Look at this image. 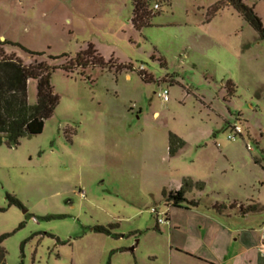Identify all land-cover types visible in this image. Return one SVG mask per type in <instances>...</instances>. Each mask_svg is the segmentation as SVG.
<instances>
[{"label":"rangeland","instance_id":"rangeland-1","mask_svg":"<svg viewBox=\"0 0 264 264\" xmlns=\"http://www.w3.org/2000/svg\"><path fill=\"white\" fill-rule=\"evenodd\" d=\"M150 1L158 11L136 30L131 0H0V41L18 45L2 46L7 56L62 65L92 50L100 61L52 72L59 102L40 134L12 147L0 138L6 264H205L185 254L200 224L244 230L257 243L264 209L231 218L235 225L207 211L218 203L233 216L234 201L264 207V43L231 6L213 14L219 0ZM244 3L264 25V0ZM27 88L33 105L34 83ZM226 123L243 138L227 140ZM170 133L185 141L175 158ZM186 173L208 177L189 211L162 195Z\"/></svg>","mask_w":264,"mask_h":264},{"label":"trees","instance_id":"trees-1","mask_svg":"<svg viewBox=\"0 0 264 264\" xmlns=\"http://www.w3.org/2000/svg\"><path fill=\"white\" fill-rule=\"evenodd\" d=\"M167 2L169 0H166ZM150 0H131L132 17L130 22L134 29L141 30L150 26L151 18L156 15L159 5L154 3L153 8L150 7ZM224 6H231L243 20L253 28L258 34L260 40L264 43V25L261 19L255 14L254 8L244 3V0H219L214 8L213 14L219 12ZM11 45L18 46L12 42L4 40L0 41V138H4L9 147L16 146L20 138L24 136L38 135L42 132L44 121L49 119L56 106L58 105V96L54 93L51 86V74L56 69L66 72L75 67L85 69L89 64L100 62L98 59H90L92 50L77 54L71 58L68 63L62 65L47 64L44 61H36L29 65H24L22 61L14 54L6 55L2 46ZM22 50L32 59L43 57L41 53L29 52ZM68 58L67 55L60 57H48L51 62ZM141 78L145 80L144 74L139 73ZM31 80L35 83V103L30 105L27 100V82ZM230 87V86H229ZM230 92H233L229 88ZM184 146V142L174 134L168 136V153L173 156L179 149ZM203 183H193L189 179H185L177 191H163L162 195L166 199V204L174 208L186 209L196 207L197 202L187 200L185 198L186 189L195 187L197 190L203 189ZM10 202L20 206V203L13 197H8ZM215 209L221 211L223 206H215ZM240 211L254 212L255 206H248L244 209L240 206ZM168 220V218H167ZM96 233L110 232L102 226L93 228ZM6 236H0V264L5 263L6 253L2 247V242Z\"/></svg>","mask_w":264,"mask_h":264},{"label":"crops","instance_id":"crops-1","mask_svg":"<svg viewBox=\"0 0 264 264\" xmlns=\"http://www.w3.org/2000/svg\"><path fill=\"white\" fill-rule=\"evenodd\" d=\"M3 40L1 42H3ZM26 65H29V64H26ZM29 82H31V80H29L27 82V87H28ZM34 85H35V83H34ZM27 100H28V88H27ZM226 124H229V123H226ZM242 136H243V134H242ZM178 138H180V137H178ZM180 139L184 142V146H185V141L182 138H180ZM184 146L181 149H179L173 155V158L179 156V154L183 150ZM224 154H227V152H225ZM221 155H222V153H221ZM170 157H172V156H170ZM212 172H214V170H212ZM205 178H208V177H201V175H197L195 173L181 174L179 176V179H178L179 181H177L178 182L177 185L171 191L179 190L181 185H182V182L185 179H189L193 183H203V185H204L203 189H204V187L206 186L205 180H207ZM202 190H200V191H202ZM200 191L197 190L198 194L193 195V197H192L193 199H191V201L197 202L198 205H199V198L202 197V193H203V192L201 193ZM185 198L187 200H189L187 197V191L185 192ZM215 206L220 207V205L218 203H213V205L211 204L210 207H211L212 211H207V212H211L208 214L213 213L214 216H216V215L222 216L225 219H228L227 222H229L231 220L230 223H233L234 225H235V223L237 224L240 219H244L245 221L249 220V218H247V217L249 216V214L253 213V212L242 213L240 211V206L242 207V209H244L248 206H255L256 211H254V212L261 211L264 209L263 206H259V204H256L253 201H251L247 205H243L239 201L238 202L234 201L233 204L229 208L232 210L233 209H238V210H237V213H233L234 215L232 216L231 213L226 212V211L224 212L225 209L227 210V207L225 205H223L224 209L221 211L216 210ZM176 209H180V208H176ZM189 209H186V210L189 211ZM208 216H209V220H211V222H212L214 220L213 215H208ZM207 218L208 217H206V219ZM231 218L237 219L238 221L234 222V219H231ZM200 226H202V227H200ZM200 226H199V228L202 230V232H200V234H198V236H196L197 243H199V244H198L197 248H195L194 246L191 247L192 250H188L187 253H185L187 256H190L191 258L196 259L197 261H201L205 264H264V256H262L259 252V246L262 242V236L264 234V219L258 228V232L260 233V235L256 238L257 240L255 242H257V243H254L252 241L251 244H248L247 239L245 237L241 236V234L243 232H245L244 230H242V231L227 230L226 231V230L218 228V227L213 228V227L206 226V228H205V225H203V224H200ZM241 237H243V238H241ZM254 244H256V245H254ZM199 249H200V251L203 249L204 251L202 250V252H204L205 255L199 253Z\"/></svg>","mask_w":264,"mask_h":264},{"label":"built area","instance_id":"built-area-1","mask_svg":"<svg viewBox=\"0 0 264 264\" xmlns=\"http://www.w3.org/2000/svg\"><path fill=\"white\" fill-rule=\"evenodd\" d=\"M168 89L167 88H162L160 89V93L159 96L162 98V100L164 102H166L168 100ZM229 128L231 130V133H228L226 138L229 141H236L237 138H243L242 136V130L240 128V126H238L236 123L235 124H229ZM246 149L251 152L253 149L251 147L250 144H246ZM152 213L155 214L156 220H157V224H161L164 222V220L162 218H158V215L156 213L155 210H152ZM259 252L262 256H264V234L262 236V242L259 246Z\"/></svg>","mask_w":264,"mask_h":264}]
</instances>
